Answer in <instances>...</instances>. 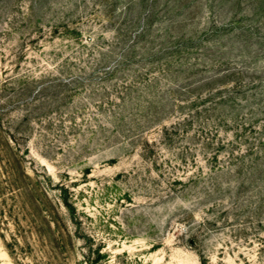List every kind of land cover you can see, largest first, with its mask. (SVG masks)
<instances>
[{
  "label": "rangeland",
  "instance_id": "obj_1",
  "mask_svg": "<svg viewBox=\"0 0 264 264\" xmlns=\"http://www.w3.org/2000/svg\"><path fill=\"white\" fill-rule=\"evenodd\" d=\"M0 264H264V0H0Z\"/></svg>",
  "mask_w": 264,
  "mask_h": 264
},
{
  "label": "trees",
  "instance_id": "obj_2",
  "mask_svg": "<svg viewBox=\"0 0 264 264\" xmlns=\"http://www.w3.org/2000/svg\"><path fill=\"white\" fill-rule=\"evenodd\" d=\"M26 174V173H25Z\"/></svg>",
  "mask_w": 264,
  "mask_h": 264
}]
</instances>
